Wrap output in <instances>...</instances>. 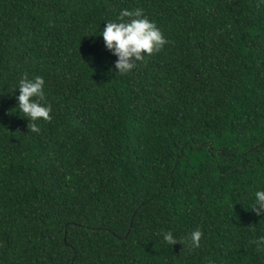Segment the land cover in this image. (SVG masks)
<instances>
[{"label":"trees","instance_id":"trees-1","mask_svg":"<svg viewBox=\"0 0 264 264\" xmlns=\"http://www.w3.org/2000/svg\"><path fill=\"white\" fill-rule=\"evenodd\" d=\"M137 7L168 43L121 75L99 29ZM24 73L52 105L39 132ZM256 188L264 0H0V264H264Z\"/></svg>","mask_w":264,"mask_h":264},{"label":"clouds","instance_id":"clouds-1","mask_svg":"<svg viewBox=\"0 0 264 264\" xmlns=\"http://www.w3.org/2000/svg\"><path fill=\"white\" fill-rule=\"evenodd\" d=\"M127 18V19H125ZM104 27L99 29L104 46L117 59L114 61L116 73L128 74L133 70L137 61H142L147 55L159 51L166 43L167 38L154 21L150 20L140 7L134 9H122L117 19L104 21ZM45 80L42 76L29 77L24 73L16 81L13 90L18 89L16 95L15 110L29 121L30 131L39 132L40 123L52 119V105L48 101L44 89ZM251 208L257 215H264V188H256L252 192ZM162 241L172 245L177 241L182 244L188 242L189 248L200 246L202 231L197 228L184 237L177 238L171 230L164 231ZM249 243L257 250L264 249V235L250 239ZM211 264V262H209Z\"/></svg>","mask_w":264,"mask_h":264}]
</instances>
